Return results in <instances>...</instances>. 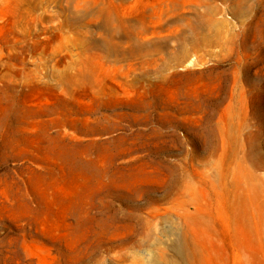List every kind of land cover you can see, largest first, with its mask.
<instances>
[{
	"label": "rangeland",
	"instance_id": "obj_1",
	"mask_svg": "<svg viewBox=\"0 0 264 264\" xmlns=\"http://www.w3.org/2000/svg\"><path fill=\"white\" fill-rule=\"evenodd\" d=\"M0 264H264V0H0Z\"/></svg>",
	"mask_w": 264,
	"mask_h": 264
}]
</instances>
